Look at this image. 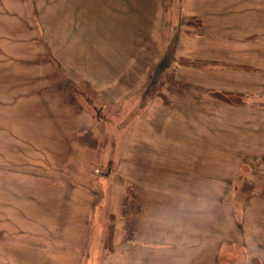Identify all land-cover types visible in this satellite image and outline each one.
I'll list each match as a JSON object with an SVG mask.
<instances>
[{"label":"rangeland","instance_id":"1","mask_svg":"<svg viewBox=\"0 0 264 264\" xmlns=\"http://www.w3.org/2000/svg\"><path fill=\"white\" fill-rule=\"evenodd\" d=\"M237 20L264 0H0V264H264V99L144 93L171 39L180 80H260Z\"/></svg>","mask_w":264,"mask_h":264},{"label":"crops","instance_id":"2","mask_svg":"<svg viewBox=\"0 0 264 264\" xmlns=\"http://www.w3.org/2000/svg\"><path fill=\"white\" fill-rule=\"evenodd\" d=\"M232 30H227V32L233 36H236V39H233L232 46H247L248 50L247 51H242V50H237L239 60L241 61L240 64L244 63L243 61L245 60V52L248 53H254V56L252 57L251 63L259 64V58L264 56V50H258V44L262 42L263 38H261V35L264 33V26L262 23H250V21L247 22H241L239 20L232 22L230 25ZM259 35V40L252 41V42H247L246 39ZM251 59V58H249ZM231 63V61H228ZM188 69L187 67H181L179 69V73L184 70ZM260 70L264 71V68H260ZM177 72L178 76L182 79L187 80L184 75H180ZM203 73V76H207L204 71H201ZM216 73H223L222 70H219ZM220 80V81H219ZM216 80L214 84L212 83H204L210 86H215L221 89H233V90H238L242 91L244 90L245 92L248 91V94H251L253 96H258L261 99H264V92L261 90V85H264V75H262L260 80H253V77H249L246 81H239V82H230L228 84L226 81L219 79ZM190 81V80H189ZM197 102H208L212 101V99L208 98H202L199 100H194ZM253 105V103H251ZM255 107H260L253 105ZM240 108V107H237ZM241 111L246 112L252 116V113H259V112H264V109H256V108H240ZM254 116V115H253ZM242 124V122H241ZM218 128V126L216 125ZM258 133L260 134L259 138H254L250 134L247 135L243 133L241 136L244 139V142L246 143L245 145H241L239 148V158L237 159H251V157H254L253 159H264V129L258 130ZM251 141V145L253 149L249 150L248 149V141ZM255 152V153H254ZM183 238L175 240V243L178 245H183ZM184 246V245H183ZM174 251H179L180 248H177L176 246L172 248Z\"/></svg>","mask_w":264,"mask_h":264},{"label":"trees","instance_id":"3","mask_svg":"<svg viewBox=\"0 0 264 264\" xmlns=\"http://www.w3.org/2000/svg\"><path fill=\"white\" fill-rule=\"evenodd\" d=\"M192 18L196 20L197 18L200 17L194 15ZM199 24H201V22H199ZM175 44H176V40L172 41L171 39L167 46L166 52L162 53L160 58L150 69V72L148 74V81L145 85L146 86L144 91L145 94H149L150 92L152 93L157 92L156 89L159 86H163V87L167 86L168 89H170L171 87L174 89V92L182 95L188 94L187 96L191 95V97L194 94L197 96H193V97H201L203 95H208L213 99L216 98L230 103H236L241 105L247 104V102L245 101L244 94L241 91L233 90V89L225 90L214 87L201 86L180 80L176 76L175 69L173 68L172 70L171 68L173 56L176 48ZM51 89L57 90L62 97L67 96L66 94H69L68 91H70L69 84L67 83H61L58 86L52 85ZM258 105L262 106L263 104H258ZM130 235L132 238H134L132 233Z\"/></svg>","mask_w":264,"mask_h":264}]
</instances>
